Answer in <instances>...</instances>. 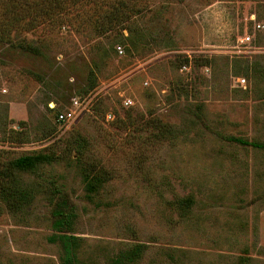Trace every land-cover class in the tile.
I'll return each mask as SVG.
<instances>
[{"label":"rangeland","instance_id":"374dc122","mask_svg":"<svg viewBox=\"0 0 264 264\" xmlns=\"http://www.w3.org/2000/svg\"><path fill=\"white\" fill-rule=\"evenodd\" d=\"M114 1L27 34L43 56L0 43V173L22 155L57 156L38 175L14 173L28 205L0 196V264H61L49 241L58 200L76 215L82 264H113L137 245L132 264H264V151L227 140L264 141V31L236 48L246 22L250 34L253 16L264 23V0H124L131 19L101 35ZM73 99L76 118L58 124ZM96 167L107 181L88 197Z\"/></svg>","mask_w":264,"mask_h":264},{"label":"trees","instance_id":"16d2710c","mask_svg":"<svg viewBox=\"0 0 264 264\" xmlns=\"http://www.w3.org/2000/svg\"><path fill=\"white\" fill-rule=\"evenodd\" d=\"M98 2L97 0H0V43L23 53L43 56L41 47L37 46L33 40L28 39L27 34H32L38 29H50L51 31L58 29L65 24L74 12L78 14L80 11L84 12L87 8L101 12V5ZM105 5V13L103 12L104 14L100 15L102 16L101 20L98 18L96 21V23H99L97 30L101 35L108 32L112 33L115 29L128 23L134 11L124 0L108 2ZM122 30H128V28H122ZM128 33L130 34L129 30ZM242 73L246 77L251 76L249 67L242 70ZM96 83L95 72L91 70L88 74V83L82 88L83 94L92 91ZM227 140L243 147L264 151V141H248L236 137H228ZM56 162L57 156L43 152L22 155L13 159L5 165L4 171L0 173V196L2 200L11 201V205H16L13 208L28 205L32 199V191L28 188L22 189L13 186L14 173L38 175L42 173L45 167ZM106 181L107 175L101 169L97 167L93 170L90 169L84 178L86 195L91 197L99 193ZM51 187L55 189L56 197L59 199L61 191L55 186ZM192 202L190 198L178 199L175 202V207L186 213L191 208ZM55 205L52 224L55 233L49 241L59 245L61 264H82L78 257L82 238L73 233L76 215L66 202L60 203L58 200ZM1 211L2 209H0V214ZM141 254L142 246H134L129 251L118 254L113 260V264L135 263Z\"/></svg>","mask_w":264,"mask_h":264},{"label":"built area","instance_id":"2783aa9c","mask_svg":"<svg viewBox=\"0 0 264 264\" xmlns=\"http://www.w3.org/2000/svg\"><path fill=\"white\" fill-rule=\"evenodd\" d=\"M250 21L252 23V34L249 33L247 29L248 23L246 22L244 34L237 38L238 45L236 46V48H237L238 54H244L246 53V51L250 50L251 48H254L252 46L254 44L256 32L264 31V23L258 22L254 16L252 20ZM117 50L119 53H122L121 47H118ZM183 69H186V66H184ZM240 82L241 84H244L245 80L242 79L240 80ZM131 104L132 102L128 99L124 101L125 107H129ZM81 106H82V102H80V100L73 99L71 102L70 109H67V110H64V111H61L55 114V121L58 124H63V125L71 123L76 118V114L78 113V111H80ZM106 117L107 119H111L110 114L107 115Z\"/></svg>","mask_w":264,"mask_h":264}]
</instances>
